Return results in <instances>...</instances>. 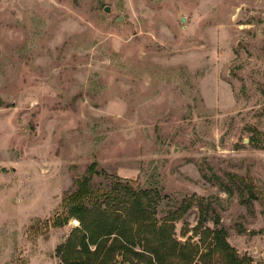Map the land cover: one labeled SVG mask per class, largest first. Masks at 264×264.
Instances as JSON below:
<instances>
[{
  "label": "rangeland",
  "instance_id": "374dc122",
  "mask_svg": "<svg viewBox=\"0 0 264 264\" xmlns=\"http://www.w3.org/2000/svg\"><path fill=\"white\" fill-rule=\"evenodd\" d=\"M94 162L159 220L191 202L179 242L199 202L264 261V0H0V264H62L80 222L51 220Z\"/></svg>",
  "mask_w": 264,
  "mask_h": 264
},
{
  "label": "trees",
  "instance_id": "16d2710c",
  "mask_svg": "<svg viewBox=\"0 0 264 264\" xmlns=\"http://www.w3.org/2000/svg\"><path fill=\"white\" fill-rule=\"evenodd\" d=\"M96 168L97 163H92L88 173L77 179V188L65 194L61 212L51 220L53 227H61L71 218L80 222L56 249L62 264H116L117 255L123 257L121 264H131L132 257L149 264H193L196 260L200 264L253 263L229 243L224 227H205L208 215L203 203L198 202L200 218L195 229L201 233L200 242L181 243L175 238L176 221L192 207L191 202L159 220L148 190L131 185L122 190L95 189ZM219 223L216 218L215 225ZM199 244H205L208 252L200 253Z\"/></svg>",
  "mask_w": 264,
  "mask_h": 264
},
{
  "label": "crops",
  "instance_id": "0c3cea01",
  "mask_svg": "<svg viewBox=\"0 0 264 264\" xmlns=\"http://www.w3.org/2000/svg\"><path fill=\"white\" fill-rule=\"evenodd\" d=\"M244 253H247V252H244ZM249 254L252 256V257H262L261 255H263L262 253L259 254V252H249ZM194 264H197V262H195ZM252 264H264V261H254Z\"/></svg>",
  "mask_w": 264,
  "mask_h": 264
},
{
  "label": "water",
  "instance_id": "95a60500",
  "mask_svg": "<svg viewBox=\"0 0 264 264\" xmlns=\"http://www.w3.org/2000/svg\"><path fill=\"white\" fill-rule=\"evenodd\" d=\"M105 11H106V12H111V7H110V6H106V7H105ZM118 20L121 21V20H123V19H122V17H120Z\"/></svg>",
  "mask_w": 264,
  "mask_h": 264
}]
</instances>
